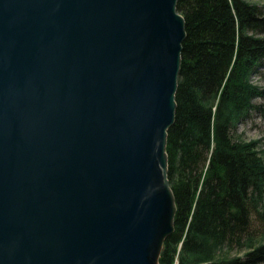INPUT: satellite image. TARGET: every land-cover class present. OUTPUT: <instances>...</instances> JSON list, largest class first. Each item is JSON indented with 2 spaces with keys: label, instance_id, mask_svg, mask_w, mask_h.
<instances>
[{
  "label": "water",
  "instance_id": "95a60500",
  "mask_svg": "<svg viewBox=\"0 0 264 264\" xmlns=\"http://www.w3.org/2000/svg\"><path fill=\"white\" fill-rule=\"evenodd\" d=\"M179 0H0V264H160Z\"/></svg>",
  "mask_w": 264,
  "mask_h": 264
},
{
  "label": "trees",
  "instance_id": "16d2710c",
  "mask_svg": "<svg viewBox=\"0 0 264 264\" xmlns=\"http://www.w3.org/2000/svg\"><path fill=\"white\" fill-rule=\"evenodd\" d=\"M177 9L187 33L167 142L177 212L160 264H264V242L253 241V221L264 237V156L237 129L264 99L253 82L264 79V6L179 0ZM244 242V256L216 258Z\"/></svg>",
  "mask_w": 264,
  "mask_h": 264
},
{
  "label": "rangeland",
  "instance_id": "374dc122",
  "mask_svg": "<svg viewBox=\"0 0 264 264\" xmlns=\"http://www.w3.org/2000/svg\"><path fill=\"white\" fill-rule=\"evenodd\" d=\"M251 3H256L260 6H264V0H247ZM253 82L264 86V79L259 76L253 77ZM254 102L260 106V108L253 110L250 115L243 120L237 127L238 134L247 141H257L258 149L263 153L264 156V99H255ZM261 211H264V196L263 203H261ZM261 226V227H260ZM253 227L256 232L260 231L257 235V239L254 244H259L261 241L264 242L262 237L263 225L257 221H253ZM244 244L242 246L233 247L232 249H226L216 256L217 259H224L228 257L244 256L249 251V245ZM254 246V245H253Z\"/></svg>",
  "mask_w": 264,
  "mask_h": 264
}]
</instances>
